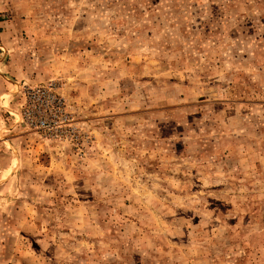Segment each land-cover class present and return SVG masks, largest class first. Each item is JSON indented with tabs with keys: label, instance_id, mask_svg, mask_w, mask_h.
<instances>
[{
	"label": "rangeland",
	"instance_id": "rangeland-1",
	"mask_svg": "<svg viewBox=\"0 0 264 264\" xmlns=\"http://www.w3.org/2000/svg\"><path fill=\"white\" fill-rule=\"evenodd\" d=\"M0 264H264V0H0Z\"/></svg>",
	"mask_w": 264,
	"mask_h": 264
},
{
	"label": "built area",
	"instance_id": "built-area-1",
	"mask_svg": "<svg viewBox=\"0 0 264 264\" xmlns=\"http://www.w3.org/2000/svg\"><path fill=\"white\" fill-rule=\"evenodd\" d=\"M22 93L19 116L28 128L53 138H66L77 132L65 98L54 82L27 86Z\"/></svg>",
	"mask_w": 264,
	"mask_h": 264
}]
</instances>
